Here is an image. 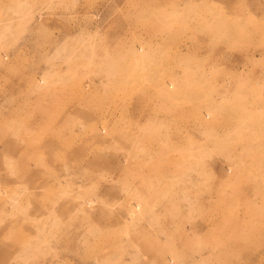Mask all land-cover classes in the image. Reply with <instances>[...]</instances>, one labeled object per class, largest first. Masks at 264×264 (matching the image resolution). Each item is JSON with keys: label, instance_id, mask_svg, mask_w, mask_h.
Instances as JSON below:
<instances>
[{"label": "rangeland", "instance_id": "rangeland-1", "mask_svg": "<svg viewBox=\"0 0 264 264\" xmlns=\"http://www.w3.org/2000/svg\"><path fill=\"white\" fill-rule=\"evenodd\" d=\"M0 192V264H264V0H0Z\"/></svg>", "mask_w": 264, "mask_h": 264}, {"label": "bare ground", "instance_id": "bare-ground-1", "mask_svg": "<svg viewBox=\"0 0 264 264\" xmlns=\"http://www.w3.org/2000/svg\"><path fill=\"white\" fill-rule=\"evenodd\" d=\"M41 79H42V78H41ZM41 79H39V80H41ZM43 81H44V80H43ZM98 139H100V138H98ZM92 164H94V165L97 166V165H98V161H96V162H92ZM30 172H31V173H34V170H31V169H30ZM0 194H2V192H0ZM131 209H132V208H131ZM132 211H133V210H132ZM160 251H161V250H160ZM155 255H156V254H155ZM155 258L160 259L159 256H155ZM163 258H164V257H163ZM154 261H155V260H154ZM161 262H162V264H173V263H174V258L171 257V256H170V257L168 256L167 258L164 259V262H163V261H161Z\"/></svg>", "mask_w": 264, "mask_h": 264}, {"label": "crops", "instance_id": "crops-1", "mask_svg": "<svg viewBox=\"0 0 264 264\" xmlns=\"http://www.w3.org/2000/svg\"><path fill=\"white\" fill-rule=\"evenodd\" d=\"M98 138H100V139H101V137L97 135L96 139H98ZM100 139H98V140H100ZM98 162H99V161H98Z\"/></svg>", "mask_w": 264, "mask_h": 264}]
</instances>
